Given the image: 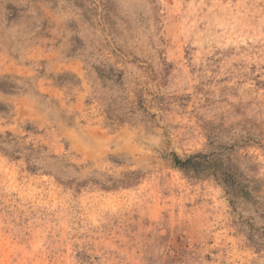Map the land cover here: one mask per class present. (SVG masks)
Here are the masks:
<instances>
[{
    "label": "rangeland",
    "instance_id": "rangeland-1",
    "mask_svg": "<svg viewBox=\"0 0 264 264\" xmlns=\"http://www.w3.org/2000/svg\"><path fill=\"white\" fill-rule=\"evenodd\" d=\"M0 264H264V0H0Z\"/></svg>",
    "mask_w": 264,
    "mask_h": 264
},
{
    "label": "trees",
    "instance_id": "trees-1",
    "mask_svg": "<svg viewBox=\"0 0 264 264\" xmlns=\"http://www.w3.org/2000/svg\"><path fill=\"white\" fill-rule=\"evenodd\" d=\"M182 168H184L185 170H188L189 169V165L192 163V160H187V161H185V162H181V161H179V162H177Z\"/></svg>",
    "mask_w": 264,
    "mask_h": 264
}]
</instances>
